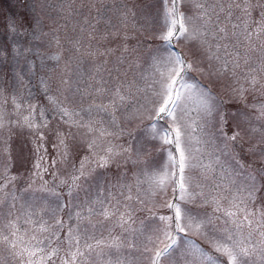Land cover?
Instances as JSON below:
<instances>
[{"label": "snow or ice", "instance_id": "6c2138e0", "mask_svg": "<svg viewBox=\"0 0 264 264\" xmlns=\"http://www.w3.org/2000/svg\"><path fill=\"white\" fill-rule=\"evenodd\" d=\"M11 10L0 264H264V0Z\"/></svg>", "mask_w": 264, "mask_h": 264}, {"label": "rangeland", "instance_id": "374dc122", "mask_svg": "<svg viewBox=\"0 0 264 264\" xmlns=\"http://www.w3.org/2000/svg\"><path fill=\"white\" fill-rule=\"evenodd\" d=\"M11 3L12 0H0V47H8L13 43V40L9 39V32L6 28V17H9L12 14ZM197 78L199 79L200 77ZM155 147H159V145L153 146V158L162 162L163 154L156 153ZM17 170L21 172L24 171L23 167H21L19 163L17 164V167L14 169V171Z\"/></svg>", "mask_w": 264, "mask_h": 264}]
</instances>
